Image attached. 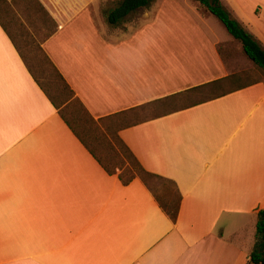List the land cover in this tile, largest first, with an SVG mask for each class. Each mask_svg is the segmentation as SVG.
<instances>
[{"label":"crops","instance_id":"obj_1","mask_svg":"<svg viewBox=\"0 0 264 264\" xmlns=\"http://www.w3.org/2000/svg\"><path fill=\"white\" fill-rule=\"evenodd\" d=\"M122 1L0 0V264H253L264 77L205 97L256 66L242 42L197 0H153L113 24ZM220 1L264 48V0ZM30 36L176 191L175 220L75 134L21 54Z\"/></svg>","mask_w":264,"mask_h":264},{"label":"trees","instance_id":"obj_2","mask_svg":"<svg viewBox=\"0 0 264 264\" xmlns=\"http://www.w3.org/2000/svg\"><path fill=\"white\" fill-rule=\"evenodd\" d=\"M153 0H123L121 4L111 11L108 15L109 21L111 23H117L118 20L129 12L135 10L140 6H149ZM199 1L208 11L216 15L221 22L226 26L228 31L237 39H239L243 44L244 52L249 56L250 59L253 60L255 65L262 70H264V48L249 31L245 29V27L231 15V12L221 3L220 0H197ZM25 62L29 66V69L33 72L35 78L39 82V84L43 87V89L50 96L51 100L55 104L57 108H60V113L69 126L73 129L75 134L81 139V141L85 144V146L89 149V151L94 155V157L100 162V164L110 173H118L119 177L123 181V183L127 184L131 182L135 177H141L145 182L146 176H153L157 178H161L158 175H155L149 171H147L143 165L140 163L135 154L129 149L126 143L120 138L116 131L112 132L111 138H108V130L104 129L102 132L97 131V129L102 128V124L106 120V117L100 118L99 120L94 119L90 113L87 111L85 106L79 100L78 97H75L74 91L71 89L69 84L66 82L62 74L56 68L54 63L50 60L48 55L45 53L43 49L41 51L45 55V59L49 63L52 68V71L57 76L60 81V86L63 90H69L71 93V97L74 96L75 102H77L81 108L84 110L86 114V120L79 113L76 108H72L71 110H67L71 104V97L67 99H60L61 94L57 96H53L47 87L43 85L41 80L39 79L35 69L31 64L27 61L25 54L20 49ZM37 66L41 69L43 66ZM43 69V68H42ZM240 73L233 74L227 78L229 81L236 82L240 77ZM218 81H214L210 83L211 87H214L213 84H216ZM245 85L239 84L238 86ZM237 87V86H236ZM236 87L229 90H222L217 92L220 88H212L210 92L205 97H212L217 94L225 93L227 91H231ZM216 91V92H214ZM106 130V131H105ZM120 158L121 163L118 162ZM120 169V170H119ZM119 170V171H118ZM163 180V179H162ZM155 191V190H154ZM156 192V191H155ZM163 208L165 211L171 216L172 219H176L179 211V200L178 197H171L170 195H163L160 197L158 192H156ZM257 238L256 242L253 246L249 254V260L253 264H264V209L260 210L258 213L257 220Z\"/></svg>","mask_w":264,"mask_h":264},{"label":"rangeland","instance_id":"obj_3","mask_svg":"<svg viewBox=\"0 0 264 264\" xmlns=\"http://www.w3.org/2000/svg\"><path fill=\"white\" fill-rule=\"evenodd\" d=\"M198 3L197 1L193 0V3ZM28 34V33H27ZM30 35V34H29ZM39 40L36 38H33V36H30V40H27V43L29 46L21 47V50L25 54V57L27 61L33 66L35 69V72L37 73L39 79L47 87L49 92L55 97L59 94H61L60 99H67L71 97V93L69 90H63L62 87L59 85L60 81L58 80L57 76L52 71L51 66L45 59V55L41 51ZM239 41V40H238ZM240 42V41H239ZM249 59V58H248ZM250 60V59H249ZM251 61V60H250ZM38 65H42L43 69L39 68ZM241 76L238 78V81H227L224 84H221L217 92H220L222 90H229L232 89L239 84H247L249 82H252L258 78L264 77V70L261 68L254 66L252 64H248L247 62H244V72L240 74ZM216 92V91H214ZM71 104L67 110H71L72 108H76L79 113L83 116V118L86 120V114L84 110L81 108V106L75 102L74 96L70 99ZM104 128H99L97 131L102 132L104 129L108 130V138L112 136V132H114V127L110 121L106 120L104 122ZM105 130V131H106ZM118 159V158H117ZM118 162L121 163L120 158L118 159ZM120 170V169H119ZM147 183L149 186L155 190L156 192H166L167 189H171V197H176V191L173 190L172 186L168 184L166 181L162 180L161 178L153 177V176H146L145 177Z\"/></svg>","mask_w":264,"mask_h":264}]
</instances>
